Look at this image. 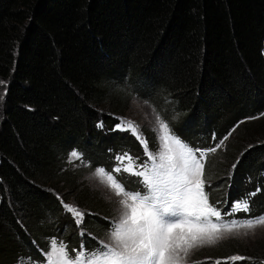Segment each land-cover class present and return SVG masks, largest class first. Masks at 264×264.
Segmentation results:
<instances>
[{"label": "trees", "instance_id": "obj_1", "mask_svg": "<svg viewBox=\"0 0 264 264\" xmlns=\"http://www.w3.org/2000/svg\"><path fill=\"white\" fill-rule=\"evenodd\" d=\"M0 81V264H45L53 239L71 253L82 230L88 249L106 239L116 211L81 175L111 171L124 152L145 158L112 131L133 95L201 145L230 133L206 163L209 199L229 187L214 203L227 210L259 187L235 216L264 214V0H0ZM72 150L84 160L69 163ZM115 176L140 190V178ZM62 202L85 213L79 228ZM232 239L191 264H264V242Z\"/></svg>", "mask_w": 264, "mask_h": 264}, {"label": "snow or ice", "instance_id": "obj_2", "mask_svg": "<svg viewBox=\"0 0 264 264\" xmlns=\"http://www.w3.org/2000/svg\"><path fill=\"white\" fill-rule=\"evenodd\" d=\"M115 119L119 122L112 131L129 132L135 136L144 146L147 159L140 163L124 152L115 156L119 166H114L111 171L103 166L96 167L94 176L119 197L117 214L110 221L106 239L98 241L96 248L88 249L82 230L80 248L71 253L63 241L53 239L45 264H187L194 249L216 245L225 234L239 233L244 229L243 234L247 235L249 231L264 226V214L243 220L232 218L238 212L250 211V197L260 191L259 187L234 202L223 216L219 208L209 202L204 179L206 157L215 153L227 137L206 150L193 148L175 134L170 122L156 115L153 130L158 132V140L162 143H158L156 151L152 152L147 151V141L137 122L122 117ZM98 126L103 127V123ZM82 158V153L72 150L69 163ZM235 168L236 164H233V171ZM121 172L140 178L137 180L140 190L127 189L124 181L113 174ZM62 204L73 215L79 228L85 213L77 206ZM225 218H228L227 222ZM245 259L250 258L233 255L226 258L224 264ZM18 264L32 262L21 258ZM214 264L222 262L216 260Z\"/></svg>", "mask_w": 264, "mask_h": 264}, {"label": "rangeland", "instance_id": "obj_3", "mask_svg": "<svg viewBox=\"0 0 264 264\" xmlns=\"http://www.w3.org/2000/svg\"><path fill=\"white\" fill-rule=\"evenodd\" d=\"M1 85H2L1 92L2 93H5V87H6L7 83L3 82ZM162 109H165L166 111L168 110V109H166L164 107H162ZM178 113L179 112H177L174 115L175 118H177V116H178L177 114ZM117 114L122 115V116H119V117L128 118V119H131V120L137 122L142 127V135H143V138L146 139V141H147V144H148L147 151H152V152H155L156 151L157 144L158 143H162V141H159L158 140V132L153 130V127H154L153 121H154L156 115H160L165 121L170 122V121H168V120H166L164 118V115H163V114H165L164 112L163 113H160L158 111V109L154 106V104L149 99L143 98L142 96L133 95V96L130 97L129 103L126 104V110H125V112H122V113H119L118 112ZM170 125H171V129L174 130L175 134L179 138H181L182 141L187 142L193 148L200 147V148H202L204 150H206L209 147H214L216 144H218L220 142L221 139H223L224 137H227L230 134L229 133V134H227L224 137H220L214 146H208L207 144L201 145V144L197 143L198 141H193V140L187 138L186 136H184L182 132H179L176 129V127H174V125L171 124V122H170ZM152 131L154 132V134H155L154 136L157 139V142L156 143L155 142H152L151 141V138L149 136V133H151ZM198 135L199 134H197L193 138L197 137ZM227 139H224V143H223V145H221L220 148L227 147V145H225L226 142H227ZM136 140H138V139L136 138ZM154 144H156V145H154ZM125 148H121V150H119V152L123 151ZM220 148H218L217 151ZM143 150L145 152V158H139L138 159V158L133 157V159L134 160H138L140 163H143L147 159V153H146V150H145L144 146H143ZM78 152L79 153H82L81 151H78ZM212 154L213 153H209L207 155L206 162H205V168H206V165H207L206 163L208 162L209 157ZM66 160L69 161V155H68V158ZM83 160H84V156H83L82 160H74L72 163H76V162L78 163V161L81 162ZM126 162L127 161H125V163ZM96 167H98V164L96 165ZM96 167H94L93 169H90V170H84V173H82L83 175H81V176H83L82 178L86 181V183L91 188H95L96 189V192L97 193L99 192L98 194L101 197V200L103 201V203L106 206H109V207L111 206V208H113V210L116 211V213L113 214V215H110V217L116 216L117 209H118L117 200L119 199V197H116L113 194V191L111 189H109L106 185L102 184L99 181V179L94 176V172H95ZM233 172H234L233 169L230 172H228V176L230 177V179H232ZM123 174H125V173L121 172V173H119L117 175L120 176V175H123ZM117 179L120 180V178H117ZM207 186H208V183H206V188H207ZM206 188H205V191H206ZM226 188H227V190H226L225 196L222 198V200H215L214 203H223L224 200H226V198L228 196L229 187H226ZM255 191H256V189H251V190H249V192H248L247 189L244 190V193H246V194H243L242 196H240V198H238L236 201H239L241 198L247 196V194L252 193V192H255ZM206 192L208 193V191H206ZM254 199H255V196L254 197H250V209H251V207L253 205ZM214 203H211V204L215 205ZM219 210L222 212L221 208H219ZM222 216H223V212H222ZM232 218L237 219V220H243L242 218H236V217H232ZM227 219L228 218H225V222H227ZM244 231H245L244 229H241L239 231V233L233 232L231 234H225L224 239H228V237H232V238H236L237 237V239H232V240H238L239 242H245L246 244H249V245L256 244L257 241L264 242V226H259L256 229H254L252 231H249L247 235H244L243 234ZM222 240H220V241H222ZM219 242L216 245H214L215 247H212V248L209 247V250H212L214 248H217L219 246L218 245ZM206 246H209V245H206ZM206 246H203V247L194 249L192 251L191 255L188 257L187 264H191V260H193V258L196 257L197 255L200 256L199 254L201 252H203V250H202L203 248L208 249V247H206ZM254 252L259 254V252L256 251L255 249H254Z\"/></svg>", "mask_w": 264, "mask_h": 264}]
</instances>
